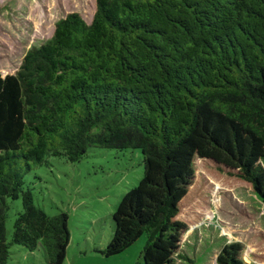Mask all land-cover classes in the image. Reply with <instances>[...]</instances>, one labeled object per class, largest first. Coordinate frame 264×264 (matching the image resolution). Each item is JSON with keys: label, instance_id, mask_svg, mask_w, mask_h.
<instances>
[{"label": "trees", "instance_id": "16d2710c", "mask_svg": "<svg viewBox=\"0 0 264 264\" xmlns=\"http://www.w3.org/2000/svg\"><path fill=\"white\" fill-rule=\"evenodd\" d=\"M92 147L137 148L143 162L111 213L105 256L144 233V264L192 261L184 234L216 184L264 207V0H95L90 22L67 13L0 73V264L12 244L63 264L68 214L46 212L26 175ZM243 252L226 242L216 264H263Z\"/></svg>", "mask_w": 264, "mask_h": 264}, {"label": "rangeland", "instance_id": "374dc122", "mask_svg": "<svg viewBox=\"0 0 264 264\" xmlns=\"http://www.w3.org/2000/svg\"><path fill=\"white\" fill-rule=\"evenodd\" d=\"M94 11L95 0H0V73H14L25 51L48 39L59 18L77 12L90 22ZM142 175L139 149L100 147L90 148L76 162L52 157L49 164L27 173L35 201L49 214H68L63 264H144L140 255L144 233L120 253L100 252L111 236V213ZM19 209L20 199L14 200L6 220L8 238ZM231 241L244 244L247 262L258 259L264 264V207L244 187L225 189L216 184L205 218L184 234L181 253L192 261L182 259L180 264H216L221 246ZM9 250L8 264H47L40 247L28 251L12 244Z\"/></svg>", "mask_w": 264, "mask_h": 264}]
</instances>
